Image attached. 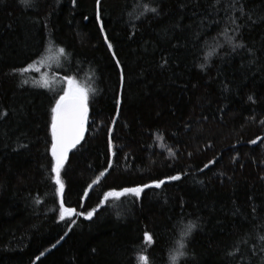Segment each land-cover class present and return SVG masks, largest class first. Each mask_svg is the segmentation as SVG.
<instances>
[{
  "label": "trees",
  "instance_id": "obj_1",
  "mask_svg": "<svg viewBox=\"0 0 264 264\" xmlns=\"http://www.w3.org/2000/svg\"><path fill=\"white\" fill-rule=\"evenodd\" d=\"M97 13L96 0H0V264H172L190 221L176 264H264V0H101ZM67 77L89 115L60 173L80 215L61 220L50 123Z\"/></svg>",
  "mask_w": 264,
  "mask_h": 264
},
{
  "label": "snow or ice",
  "instance_id": "obj_2",
  "mask_svg": "<svg viewBox=\"0 0 264 264\" xmlns=\"http://www.w3.org/2000/svg\"><path fill=\"white\" fill-rule=\"evenodd\" d=\"M101 0H96V4L98 7L97 20L99 21V5ZM21 3L25 7H30L32 0H21ZM146 12H156L155 8H148L145 6ZM101 34H104V28L100 29ZM229 42H231V38H229ZM105 43L108 46L110 52L113 51V45L109 43L107 36H105ZM234 48L242 47L240 44L233 45ZM61 54H64L65 50L63 48L59 49ZM113 59H116L115 55H113ZM117 67H120L119 61L117 60ZM31 68L29 65L27 68L20 69L21 72H26ZM121 81H123V74H121ZM249 99H252L249 97ZM117 108L119 109L120 100L117 99ZM88 115H89V97L83 88H81L76 81L72 77L66 78V87L63 90V94L60 95L57 99H55V103L51 108V123H50V135H51V146L50 153L52 157V173H54L53 182L56 187V196L59 197V216L61 220L65 219L66 214L71 213L74 215H80V213L75 212L74 209L65 207L63 195H64V185L60 178L61 169L64 167L65 161L68 158V153L75 149L76 146L81 142L84 138V133L86 131L85 125L88 123ZM111 132V129L109 130ZM259 139V138H258ZM257 141L253 140L251 143L255 144ZM109 150L111 151V141H109ZM209 163H212L210 161ZM209 165H205L207 168ZM109 167H111V161H109ZM104 173H101L103 176ZM181 177L179 175L168 177L167 180L161 179L157 181H153L151 184H144L143 186L137 187H125L119 191H110L104 194V198L101 200L100 204L103 205L105 201L109 199V197L120 199L125 196H134L139 198L141 193L146 188H157L159 189L163 184L168 181H177ZM99 179V178H98ZM97 181H93L95 184ZM92 185H89L91 188ZM85 196L88 195L87 190L84 193ZM39 202V201H37ZM97 208L88 211L84 215V219L91 220L93 215L97 212ZM74 223V221H73ZM196 228V225L193 222H188L187 225L184 226L181 232V239L177 241L178 249L175 255H172L170 259L172 260V264H176L178 258L183 257L186 249V242L190 239L192 232ZM67 235V233H65ZM64 237H61L62 240ZM144 239L147 243H152V236L145 232ZM264 239V237H262ZM59 240L56 242L59 244ZM53 248L56 247V244L52 245ZM41 256L44 255L42 252ZM40 257H37L39 259ZM140 264H148V258L144 255L139 256Z\"/></svg>",
  "mask_w": 264,
  "mask_h": 264
},
{
  "label": "rangeland",
  "instance_id": "obj_3",
  "mask_svg": "<svg viewBox=\"0 0 264 264\" xmlns=\"http://www.w3.org/2000/svg\"><path fill=\"white\" fill-rule=\"evenodd\" d=\"M71 216H73V214L68 213V214H66L65 218H67V217H71Z\"/></svg>",
  "mask_w": 264,
  "mask_h": 264
},
{
  "label": "water",
  "instance_id": "obj_4",
  "mask_svg": "<svg viewBox=\"0 0 264 264\" xmlns=\"http://www.w3.org/2000/svg\"><path fill=\"white\" fill-rule=\"evenodd\" d=\"M77 146H78V145H77ZM77 146H76V147H77ZM71 151H72V150H71Z\"/></svg>",
  "mask_w": 264,
  "mask_h": 264
}]
</instances>
